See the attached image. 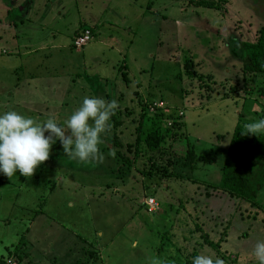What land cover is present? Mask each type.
<instances>
[{
	"label": "rangeland",
	"instance_id": "obj_1",
	"mask_svg": "<svg viewBox=\"0 0 264 264\" xmlns=\"http://www.w3.org/2000/svg\"><path fill=\"white\" fill-rule=\"evenodd\" d=\"M215 1L0 0V115L15 110L63 125L88 96L117 100L120 121L111 117L102 137L103 163L78 164L56 140L31 178L0 172L1 256L18 264H149L153 257L192 264L204 251L225 264H258L252 249L264 240V166L252 203L214 184L238 115L249 123L264 116L261 91L244 90L236 42L255 36L264 0ZM83 25L94 32L76 47ZM159 99L163 120L177 115L180 126L164 124L161 148L147 149L135 141L137 117L145 101ZM129 143L140 151L129 152ZM187 143L215 160L185 163ZM158 157L173 161L171 173L146 175ZM150 196L153 212L144 202ZM78 233L99 235L97 259Z\"/></svg>",
	"mask_w": 264,
	"mask_h": 264
},
{
	"label": "clouds",
	"instance_id": "obj_2",
	"mask_svg": "<svg viewBox=\"0 0 264 264\" xmlns=\"http://www.w3.org/2000/svg\"><path fill=\"white\" fill-rule=\"evenodd\" d=\"M118 107L115 99L107 101L86 96L63 125L52 116L38 122L15 110L5 112L0 115V172L10 179L17 171L31 178L38 166L49 159L56 140L61 142L66 156L78 164L103 163L104 155L100 150L102 137L111 132V117ZM241 134L264 135V118L245 124ZM110 154L114 155V152ZM138 246V241L133 242L132 247ZM252 253L258 264H264V240L255 243ZM149 264L162 262L153 257ZM192 264H225V261L201 251L193 257Z\"/></svg>",
	"mask_w": 264,
	"mask_h": 264
},
{
	"label": "trees",
	"instance_id": "obj_3",
	"mask_svg": "<svg viewBox=\"0 0 264 264\" xmlns=\"http://www.w3.org/2000/svg\"><path fill=\"white\" fill-rule=\"evenodd\" d=\"M191 2L202 6H217L215 0H191ZM85 28L86 25H83V27L77 29L76 32L78 33ZM88 29L90 32H94V26H89ZM236 42L242 49L241 72L244 90L246 92H253L255 89H259L264 96V85L257 86L256 88L254 87V76H264V21L256 28L255 36L252 39L238 38ZM201 84L210 88L206 83L201 82ZM147 103L148 101H145L143 104L146 113L142 110L137 117L138 122L135 127V141L136 143L144 144L147 149L161 148L162 140L165 138L162 126L166 124L167 128L172 126L179 128L180 123L177 120L180 119V117L176 115L170 123H167L163 120L165 114L163 113L162 108L164 107H156L153 111H149L147 109ZM119 112L122 113V109H119ZM126 114H128V111H126ZM238 116V120L231 132L230 141L226 148L227 156L221 165L220 178L218 182L214 184V187L218 190L227 192L231 196L252 203L256 200V187L253 184L254 176L257 168L264 166V135H261L260 137L256 135H242L241 132L244 125L249 122L241 113ZM112 117H114V125L120 124V121L116 119L115 116ZM113 139L116 140H114L116 146H122L120 145L121 143H119L120 141L117 142L119 137H113ZM127 146L129 152L137 153L140 151L136 144L132 146V144L129 143L126 144V147ZM170 153L173 154L172 152ZM121 156L124 161L132 164V155L122 154ZM183 157L185 163L193 165L197 159L204 161L215 160L214 154L209 152L198 155L193 146L188 143ZM161 159L162 158L160 157L157 159L153 158L150 164L147 165V171L145 174L149 176L154 175L155 173L163 175L170 174V166L173 164V161L167 157L163 163H160L159 160ZM78 235L82 241L88 243V246L84 248V251L89 253L92 259H97L99 257L98 250L101 246L98 239L99 235L93 233V238L86 237L82 233H78ZM11 256L10 253L7 255V257ZM6 259L7 258L0 255V264H8ZM83 264L88 263L86 262Z\"/></svg>",
	"mask_w": 264,
	"mask_h": 264
},
{
	"label": "built area",
	"instance_id": "obj_4",
	"mask_svg": "<svg viewBox=\"0 0 264 264\" xmlns=\"http://www.w3.org/2000/svg\"><path fill=\"white\" fill-rule=\"evenodd\" d=\"M91 34L92 33L90 32V30L88 28H85L84 30L80 31L79 34H76L74 36L73 44L76 47L82 46L83 44L87 43L90 40ZM150 102L147 103V109L150 111H153L156 107H164L165 106V103L162 99L153 101L152 103H150ZM144 202H145V205L147 206V209L150 212L155 211L156 202H155L153 197H151V196L146 197ZM6 261L8 264H18L15 259H8L7 258Z\"/></svg>",
	"mask_w": 264,
	"mask_h": 264
},
{
	"label": "crops",
	"instance_id": "obj_5",
	"mask_svg": "<svg viewBox=\"0 0 264 264\" xmlns=\"http://www.w3.org/2000/svg\"><path fill=\"white\" fill-rule=\"evenodd\" d=\"M27 52V51H26Z\"/></svg>",
	"mask_w": 264,
	"mask_h": 264
}]
</instances>
